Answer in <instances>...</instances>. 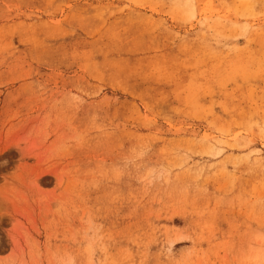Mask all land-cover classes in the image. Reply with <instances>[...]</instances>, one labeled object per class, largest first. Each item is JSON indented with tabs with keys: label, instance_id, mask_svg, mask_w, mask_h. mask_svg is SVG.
<instances>
[{
	"label": "rangeland",
	"instance_id": "obj_1",
	"mask_svg": "<svg viewBox=\"0 0 264 264\" xmlns=\"http://www.w3.org/2000/svg\"><path fill=\"white\" fill-rule=\"evenodd\" d=\"M0 264H264V0H0Z\"/></svg>",
	"mask_w": 264,
	"mask_h": 264
}]
</instances>
